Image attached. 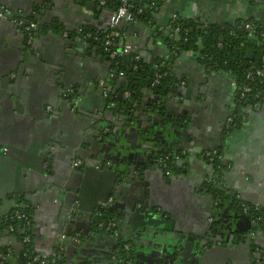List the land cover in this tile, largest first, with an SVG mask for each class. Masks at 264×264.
<instances>
[{
  "label": "crops",
  "instance_id": "obj_1",
  "mask_svg": "<svg viewBox=\"0 0 264 264\" xmlns=\"http://www.w3.org/2000/svg\"><path fill=\"white\" fill-rule=\"evenodd\" d=\"M55 1L46 0L43 3L50 5L51 8L48 11L44 10L46 13H42L41 20H51L59 16L60 22L62 21L70 28L74 27L72 15L74 13L81 15L80 10H74L73 6L65 4L64 1V6H55ZM9 2V6L14 9L13 12L20 14L22 11L28 12L27 9L32 5L33 0H9ZM101 10L100 13H93L96 25L92 29L108 28L112 11L105 7ZM178 19L193 20L203 29L217 27L219 30L227 29L239 21L251 20L264 29V0H161L151 25L138 22L120 24L119 30L125 35L127 43L132 45L134 53L144 64L153 68H157L158 65L169 67V74H172L176 80L174 86L182 88L183 82L187 86L183 91V99L187 104L183 106V112L180 114L189 117L191 136H188L183 128H180L169 116L171 120L167 122L166 129H160L162 132L158 135L160 142H154L152 161L165 153H187L186 149L192 146V142L188 139L192 138L195 141V149L186 157L182 156L178 159L177 163L182 164V167L178 166L181 172L173 176L177 179L174 183L165 179L163 170L160 171L151 165L153 170L150 168V175L138 185V188L133 187V189H127L109 173L94 172L91 169L85 178L78 172L73 180L69 179L71 174H69L68 165L72 157L74 158L72 163L77 160L82 162L84 170H87L84 167L87 164L90 166L107 161L105 156L108 155L101 154L99 145L92 150L89 147L92 143H97L98 136L104 134L106 128L115 130V135L121 132L120 138L127 137L132 141L134 137L130 133L126 134L127 136L123 135L129 131L130 126H123L118 113L115 114L107 109L108 105L104 96L86 88L88 80L105 78L108 82L110 75L107 77V72L111 67L106 64L108 60L105 63L106 57L100 48L91 45L92 50L97 48L96 52L93 51L90 55L85 53L84 58L79 60L69 55L66 51L67 45L59 43L56 37L43 38L38 52L26 55L21 63L19 53L22 44L17 40L21 33L17 32L16 39H13L12 30L4 26L5 31L0 34V78L8 74L13 80L17 78V85L15 86L14 83L0 89V136L4 137L8 142L5 146H10L13 152L10 159L0 162V196L12 190H31L34 187L32 179L36 173L40 174L38 168L42 160L47 158L44 167L55 166V170L62 176L58 177L61 179L60 183L71 184V187L81 192L82 206L85 211H88L86 214L96 211L98 203L108 194L114 193L121 236L125 243L132 245V248L141 251L139 247L150 245L152 242L150 236H153L152 232H156L157 228L163 233L160 236L163 245L179 248L187 242L190 235L172 231L164 234L166 232L164 229L153 225V219L147 224L149 216L138 211V202L141 200L154 209L157 206L159 209L163 208L164 217H170L174 226L184 233L203 232L208 214L214 211L212 196L203 195L200 192L202 180L210 171L205 161V154L217 150L221 154L222 161L219 172L214 171L213 175H218L216 178L221 185L218 190L228 204L217 212L221 226L214 228L216 232L212 237L224 239L225 242L221 247L227 244L229 252L221 253V257L214 254L203 264H264V226H260V231H257L252 226L250 217L243 216L236 207L239 203L248 207L264 204V105L256 108L251 105L243 107L238 112L244 117L243 123L226 132L227 120L234 115L238 105L232 86L234 79L228 73L207 70L197 61L195 53L185 52L176 58L172 57L167 45L170 34L166 30ZM56 24H59V21L56 20L54 25ZM59 26L54 31L56 35L63 33V29ZM124 29L125 32H123ZM41 34L45 35V33ZM254 43L257 45L250 50L255 51V57L258 49L264 51V38L259 41L254 40ZM56 68H59L64 83L80 92L78 96L76 95L81 97L78 105L83 113L92 116L91 120L86 117H74L69 111L63 109L58 117H53L52 122L46 125L42 123L45 112H49V107L45 108L43 104L47 102L55 106L59 100L61 86L56 87L58 85L54 77ZM122 80L117 92L121 90L120 87L125 82L124 79ZM106 81H101L100 85L105 84ZM110 83H113L114 87L117 86V81ZM153 95V90L147 89L143 97L149 103L155 102ZM174 103H170L172 113H176L175 110L180 107L176 102ZM249 106L255 110H248ZM157 109L158 107H155V110ZM105 116L107 121L102 120ZM94 117L98 118L95 122ZM111 120L114 123H111ZM53 146L56 147V155L48 157L44 152L48 148L55 149ZM125 146L129 147L128 144ZM130 146L133 148V144ZM225 162H227L226 165H224ZM72 167H75L74 164ZM183 169H185L184 173ZM44 187L46 186L42 185V189ZM42 189L40 193H43ZM130 197L139 199L136 202ZM13 198L21 200L23 197ZM129 201L133 204L131 208ZM259 208L264 214V208ZM27 209L31 212L29 236L32 248L35 253L38 252V255L52 264L55 252L53 246L60 232L73 226L72 220L63 224L54 211L46 205L37 206L35 210L31 207H26L25 210ZM16 210L9 203L0 204L2 217ZM78 222L76 224L79 226L80 233L85 231L90 233V225L85 223V220ZM166 222L164 219L162 225L164 226ZM145 226H150L151 231ZM4 232L6 230L0 232V248L8 250L7 264H18L16 255L9 246L8 238L3 235ZM252 239H256V243L261 246H254ZM103 245L105 244L100 241L99 249L108 252L106 247L108 245ZM109 246L111 254L116 255L118 247L111 242ZM75 251L73 247H66L63 259H66L68 264H80L74 261ZM257 253L260 254L261 262L250 259L251 254L256 256ZM128 259L131 260L130 264L160 263L159 258L154 259L150 255L142 261L133 257ZM124 262V259L120 261L121 264Z\"/></svg>",
  "mask_w": 264,
  "mask_h": 264
},
{
  "label": "water",
  "instance_id": "obj_2",
  "mask_svg": "<svg viewBox=\"0 0 264 264\" xmlns=\"http://www.w3.org/2000/svg\"><path fill=\"white\" fill-rule=\"evenodd\" d=\"M63 1L65 2V4H68L69 6H73L74 10L76 9H77L76 11L80 10L81 15L76 14V13L72 15V20L75 22L74 27L70 28L65 23H62V21L60 22L59 16L53 17L51 20H44V19L41 20L42 13L43 14L46 13L44 12V10L48 11L51 8L50 5L43 4L44 2H46V0H33L32 5L29 7V9H27L28 12H23L21 10L22 13L20 14H16L13 12L14 9H12L9 6V3H10L9 0H0V7H3L7 12L5 18L0 19V34H2L3 31H5V28L6 29L9 28V30H12L11 32H13L12 38L16 39V34L18 33H17V29L15 28V26L11 23L12 18H22L23 17L27 20L32 18L38 23L39 26L48 29L46 30L45 35L41 33H37L35 36L36 39L30 46L26 44L25 38L23 35L21 34L18 35L17 40L21 42L22 44V49L19 53V56H20L19 62L23 63V59H24L23 57H25L26 55L34 54L38 52V49L41 46V40L43 38L49 39L50 37H56L59 43H64L65 45H67V50H66L67 53L73 56L74 58H78L79 60H82L84 58L85 53H88L90 55L93 51L96 52L97 48L95 50H92L90 47L91 46L90 43L84 41L83 37L86 32L85 29H90V28L92 29L95 27L96 24L94 23L93 13L95 12L100 13L102 11L101 7L96 6V4L91 2L90 0H56L54 2L55 6L63 5ZM53 19H54V22L52 23ZM56 20L59 21V24L54 25ZM127 23H131V22H127ZM60 24H62L63 27ZM4 26L6 27L3 28ZM58 26L61 27V29H63V32L67 33L66 37H64L62 34L56 35L54 33V31L58 29ZM125 31L126 30L124 29L123 32ZM166 32L169 34L171 33V30L167 29ZM166 38H167V35L165 39ZM254 54H255L254 50H247L246 58L249 60H253ZM104 61L106 63L107 58H104ZM106 64L112 67L110 62H107ZM19 69L21 70V68H18V70ZM114 73L115 72L112 71V69H109V72H107V77L110 75L109 76L110 80H108V82L106 81L105 78L104 79L98 78V79L91 80V81L88 80V82L86 81V88L90 90L91 92L98 94L100 96H103L105 91L112 93V95L116 94L117 89L119 88L118 86H120V84L122 83L123 78L122 79L118 78L117 86L114 87L113 83H110L114 81L113 79ZM168 74L169 73H166L165 75H168ZM169 75L170 77L174 78L172 74H169ZM9 77L10 75L7 74L3 76L2 78H0V89L10 86V84H14V83H15L14 84L15 86L17 85V82H16L17 78L13 80V78L11 79ZM54 77H56V81L58 83L56 87L61 86V89H59V93H60L59 100L55 106L52 104H48L47 102L43 104L45 108L46 107L50 108V112H47L48 114L45 112V119L42 121V123L44 125L49 124L50 122L54 120L53 118L54 116L58 117L60 113H62L63 109H65L66 111H69V113L73 114L74 117H79V118L86 117L91 120L92 116L90 114L88 115V114L83 113L80 106L78 105V101L81 97L71 98L70 96H64V93L69 89H73V86L64 83L62 74L59 68H56ZM103 80L106 81L105 84L100 85V82ZM174 84L171 83L170 86H166L163 88V92L166 94V97L164 96L165 98L159 95L158 92H155L153 96H155L154 100L156 101L149 103L143 97L142 104H141L143 106L142 110L144 112V109H147V107H149V109H151L150 111L151 116L149 117L147 113H144L143 115H141V121L143 123H141L140 125L137 124L139 132L136 134V137H138L140 140L139 142L140 145L138 149H134L130 146L131 141L128 140L127 137L120 138L118 136L116 139H114L116 137L114 135L116 134L114 130L113 136L106 139L102 147L100 145L101 144L100 142L92 143V145H89V147H91L90 150H92L93 147H96L99 145L100 146L99 150L101 151V154L105 155L107 153L108 156H105L106 160L111 162L112 165L110 167H104L103 164L101 163H98V164L94 163V164H91L90 166L88 164L84 166L86 167L87 170H84L83 167L73 168L72 160L74 158L72 157L68 165V170L70 172L69 174H71L69 179L73 180V178L76 176L78 172L84 175V178H85L88 174L89 169H91V171H94V172L109 173L113 175V177L117 178V182L120 183L122 179L121 177L122 171H124V168H127L129 166V172H127L124 175L125 178L132 172L134 173L133 179L134 181L137 182L136 183L137 185L138 184L140 185L141 184L140 182L146 180L147 177L150 175V166L148 164L147 157L149 158L153 157V152H151V150H153L152 148L155 146L154 142L155 141L160 142V137H158V135L162 129L164 130L166 129V124L169 121V118L164 117L165 115L169 116V113L171 110L170 108H167L166 100H169V102L172 104L176 102L178 105H180V107H178V109L175 110L176 113L173 114L172 121L178 124L180 128H183V131L187 133L188 136H191L189 133L190 127H191L188 121L189 117H185L184 114H180L181 112H183V109H184L183 106L187 104L185 99H183L184 98L183 91L184 89L187 88V86H183L182 88L180 87L176 88ZM11 89L12 88H10V90ZM77 94H80V92L79 93L77 92ZM117 98L118 100H121L122 97L121 95H117ZM104 99L107 102V99L106 98ZM163 99H164V103H162ZM160 104L164 105L166 107V110L162 109V111L158 114V110H155V107L161 106ZM174 105L176 106L175 103ZM244 107L246 106L244 105ZM109 109L113 110L114 107L112 106ZM247 109L255 110L250 106ZM243 112L245 113V111ZM140 113L137 112V114L135 115V118H137L138 114ZM106 116H105V121H107ZM153 116H155V118ZM124 118L125 116L124 117L121 116L119 120L120 121L124 120ZM161 118H163L162 121H161ZM149 120H151V122ZM127 121H131V120L127 119ZM111 123H114V122L111 120ZM119 125L121 124L119 123ZM134 129L135 127L132 126L129 129V131L128 132L125 131L126 133L123 135L127 136L126 134L129 135L130 133V134H133L135 137ZM229 130L230 129L227 126L226 132H228ZM142 131L146 133L145 134L146 139L143 141H142V137H144V135L141 137V134H140ZM119 133L121 135V132ZM134 137L132 140V144L135 143ZM107 140H109L112 143L107 144ZM188 140L192 142V146L186 149L187 154L191 153V151L195 149L194 139L189 138ZM189 141H188V144H189ZM5 143H8V142L5 141L3 136H0V162L1 161L6 162L8 159L12 157V154H13L12 148L10 146H5ZM125 144H128L130 148L126 147ZM53 147L55 149L48 148L45 150L44 153H47L48 157H52L56 155V152H57L56 147L55 146ZM146 150L148 152H146ZM45 159L42 160L43 162L38 168L40 170V174L36 173L34 175V178L32 179L34 187L29 191L12 190L11 192H8L0 196V204L6 205L9 203L10 205H12V208L14 210L16 209L25 210L26 207H31L33 210H35L37 209V206L46 205L48 206V208H51L54 211L57 218H59L63 224L70 220L75 221V223H77V221L79 220H85V221L90 220V216L92 213L86 214L88 211H85V209L82 206V201H81V196H80L81 192L71 187L70 186L71 184H66V183L61 184L60 183L61 179L58 177H62V176L59 175V173L55 170V166L51 167L47 165L46 167H44V164L46 163ZM134 159L138 160L136 167L134 163L130 162V161H133ZM151 163H153L152 160H151ZM226 164L227 162L224 163V165ZM178 165L182 167V164L181 165L178 164ZM141 168L142 170H139ZM158 169L161 171V168H158ZM151 170L153 169L151 168ZM184 172H185V169H183V173ZM118 177L120 179H118ZM176 180H177L176 178H171L169 182L174 183ZM123 183H125V181H123ZM42 185L46 187L42 189ZM41 189L43 193H40ZM15 196L21 197V198L23 197V198L21 200L20 198L14 199L13 197ZM109 196L110 194H108L107 197L105 196L103 198V201L98 203V207L96 208V211L99 212L102 210L101 203L106 202ZM242 201L246 203L249 202L246 200H242ZM139 203H143V202L139 200ZM257 205L261 208H264V204L262 203L257 204ZM257 205H255V207H258ZM157 207L155 208V213L158 212L159 215H156V217L153 218L154 226H160L162 229H164L166 231L164 232V234L172 231L174 233H182V234L190 235L189 236L190 238H188L187 242L182 244L181 247L171 248L169 247V245H163L161 238H160L161 234L163 233L160 232L159 228L156 229L157 230L156 232H152L153 236L152 237L150 236V240H152L151 251L153 253H149V255L159 256L160 257L159 264H174L173 262L179 263V264H183V263L184 264H187V263L188 264H203L206 261V259H208L210 256H213L214 254H218L221 257L222 256L221 253L226 254L229 252L228 251L229 249H227L226 247L227 244H225L224 247H221L222 243L225 242L224 239L212 237V235L216 232L215 229H212V226H208V224H205L204 225L205 227H203L204 233L203 234L201 233L202 235L198 233H194V232L184 233L183 231L177 229L174 226V223L172 222V220L169 219L170 217H166V218L164 217L165 210L163 208L159 209L158 207L159 209L158 210ZM149 209H150V206H149ZM210 217H211V214L209 213L207 218H210ZM263 217H264V214H263ZM164 219L167 222L163 226L162 223L164 222ZM252 226H254V228H256L257 231L258 230L260 231L259 229L260 226H264V219L262 220L258 218L257 221L252 223ZM77 230L78 229L76 228V226L75 228L70 226L68 227V230H64L60 232L61 234L59 235V237L56 240V243L53 246L55 247V252L53 255L54 260H56L58 255L59 256L61 255V257L63 258L66 252V247L70 246L76 249L75 251L76 256L74 260L76 263L114 264L111 262V259H108L106 257L107 254L105 250L99 249L98 244L100 240H98L97 238L90 237V241L88 240V241L80 242V243H77L71 238H68V237L65 238V236H71L72 232L77 231ZM23 233L24 231L22 230L21 235H23ZM3 235H5L8 238V241L10 244L9 246L13 249L14 255L19 256L20 251L22 250L21 243L17 240L15 236L10 235L7 231L4 232ZM253 239L251 242L254 246L256 247L261 246L259 243L258 244L256 243L255 241L256 239L255 240ZM142 256L146 257L143 254ZM250 259L252 261L257 260L261 262L259 253H257L256 256L255 255L253 256L251 254ZM54 263L55 261L52 262V264ZM61 264H68V263L66 259L65 260L63 259L61 261ZM124 264H130V263L124 262Z\"/></svg>",
  "mask_w": 264,
  "mask_h": 264
},
{
  "label": "trees",
  "instance_id": "obj_3",
  "mask_svg": "<svg viewBox=\"0 0 264 264\" xmlns=\"http://www.w3.org/2000/svg\"><path fill=\"white\" fill-rule=\"evenodd\" d=\"M131 3L134 5V10H143L141 15H136V21L141 24L151 25L153 15L160 7L161 0H131ZM151 3H154L155 5L153 10L148 9ZM117 5V0H110L107 2L105 8L113 11ZM29 20L35 21L32 18ZM237 24L238 22L224 30H219L217 27L203 29L198 22L193 20H175L172 26L179 28L180 37V41L177 44L179 47L177 54L181 55L185 52L197 54V61L207 70L228 73L236 83V92H239V90L244 87H249L252 88V90L257 89L261 91V98H263L264 87L248 85L249 83L245 79V74L249 67H256L259 65L261 57L264 56V51H262L263 49H258L253 60L247 59V50L254 48L257 45V42L254 43V40L248 38L244 32L236 30ZM46 30V28L39 26L37 32L45 33ZM85 31L95 32L96 30L90 28L85 29ZM183 39H187V42L183 43ZM173 42L174 40L172 38L167 39V45L169 48ZM90 45H96L99 48L101 47V44L97 43H90ZM133 56L134 55L124 56L117 61L118 66L116 68V72H123V79L125 80L123 85L120 87L121 90L119 92L122 94L124 92L129 93V98L126 100L123 98L118 100L116 96V102H114L117 104V107H129L130 104L128 103V100H130L132 104L136 103L138 105L144 95V91L147 89L153 90V93L158 92L159 95H164L163 88L176 82L169 74L165 75L170 72L168 71L169 67H161L158 65L157 68H153L144 64L141 60L134 61ZM135 66L137 67V70L133 69ZM155 74H161L158 86H152ZM261 98L258 103L262 102ZM252 103L253 101L251 99L247 102V104L238 101L237 110L234 114H237L244 107V105H252ZM161 110L162 109L158 108L159 112ZM220 164L221 163L219 162L215 163V166ZM25 212L28 213L29 216L31 215V212L28 209L25 210ZM102 215L103 218L97 219L98 221L110 218L108 213H103ZM260 217L264 219L262 214H260ZM14 225L17 227L23 226L22 224ZM6 227L7 225H0V232L5 230ZM0 253L7 255L8 250L0 248ZM59 264H61V262H59Z\"/></svg>",
  "mask_w": 264,
  "mask_h": 264
},
{
  "label": "built area",
  "instance_id": "obj_4",
  "mask_svg": "<svg viewBox=\"0 0 264 264\" xmlns=\"http://www.w3.org/2000/svg\"><path fill=\"white\" fill-rule=\"evenodd\" d=\"M91 2L95 3L98 7H105L107 2L110 0H90ZM143 1V0H141ZM118 5L113 10V13L110 15L108 20V28L102 30H96L95 32L86 31L83 37V40L89 43H97L101 44V52L107 58V60L111 63L112 69L116 70L118 66V59L123 58L124 56L134 55L133 60L138 61L140 60L139 57L134 53L133 47L130 43H127L125 35L119 31V26L122 22H137L136 15H141L143 13L142 9L134 10V5L131 3V0H117ZM155 8L154 3H151L148 7L149 10H153ZM7 12L3 7H0V19L5 18ZM28 22V23H27ZM11 23L17 29V32H20L24 38L25 42L28 46L33 43L35 32L38 30L39 25L37 22L33 20H27L25 18H12ZM174 23V22H173ZM172 23V24H173ZM170 26L171 33L169 38H172L174 42L170 46V52L173 58H176L178 55V43L180 41L179 37V28L176 26ZM236 30L240 32H244L248 38L252 40H262L264 38V29L261 27L260 24L254 21H239L236 25ZM234 34V33H232ZM62 35L64 37L67 36L66 32H63ZM187 39H183V43H186ZM220 48V46H219ZM134 70H137V67H133ZM119 78H123V72H117ZM161 79V74H155L154 81L152 86H158L159 81ZM245 79L249 83L250 86H261L264 87V56L261 57L258 66H251L247 70L245 74ZM182 86H185V83H181ZM232 86L235 90L234 95L237 102H244L247 104L251 99L253 101L252 107H259L264 105V97L261 98V91L249 87H244L240 89L239 92H236L237 87L236 83L233 82ZM72 89L67 90L64 93V96H70L69 94L72 93ZM250 94V95H249ZM123 97L125 99L129 98V93L124 92ZM260 103L258 101L260 100ZM50 111V108H48ZM244 121L243 115L240 113L234 114L227 120V125L232 129L239 127ZM107 130H104L106 133ZM210 159V163H220L222 161L221 154L217 150H213L205 154ZM167 158H165L166 160ZM179 157L175 156L174 160L178 161ZM74 166H78L80 162L77 160L74 163ZM217 169L220 168L219 165L216 166ZM168 174V171H166ZM253 210L257 211L258 207H253ZM245 211V208H244ZM98 219L102 218V215L99 214ZM258 220V219H254ZM14 224H22L23 226H15ZM0 225H7L6 231L17 238V240L21 243L22 250L20 251L19 256H16L18 264H50L47 260L42 258L40 255L35 253L31 245V238L29 236V228L31 226V217L25 210H16L12 214L2 217L0 215ZM111 227L110 220H102L98 221L95 228L98 231H107ZM24 231L23 235H21V231ZM127 249V247H125ZM8 256L6 254L0 253V264H7ZM54 264H59L61 262V257L58 255L56 260H54Z\"/></svg>",
  "mask_w": 264,
  "mask_h": 264
},
{
  "label": "flooded vegetation",
  "instance_id": "obj_5",
  "mask_svg": "<svg viewBox=\"0 0 264 264\" xmlns=\"http://www.w3.org/2000/svg\"><path fill=\"white\" fill-rule=\"evenodd\" d=\"M112 13H113V11H112ZM37 33L38 32L36 31L35 32V36H36ZM35 39L36 38L34 37V40ZM34 40H33V42H34ZM112 71H114L116 73V74L115 73L113 74V76H114L113 79L116 82L117 81V78H118L117 72L114 69H112ZM108 80H110V79H108ZM174 85H176V84H174ZM71 91H72V93L69 94L70 97L71 98L76 97L77 90L73 88ZM123 94H121L119 91L116 94H114V95H112V93H109L107 91H105L104 94H103L104 98L107 99V105H108L107 106V109L110 110L109 108H111L113 106L114 109L113 110H110V111L111 112L112 111L115 112V114L118 113V118H120L121 116L122 117L125 116L124 120H121L123 126L124 125L125 126H128V127L130 126V128H131L132 126L135 127V124H139L140 125L141 123H143L141 121V115H143L144 113H147L149 117L151 116V112H150L151 109H144V112L142 110L143 106L141 104H142L143 97H142V99H141V101H140V103L138 105L136 103L135 104H132V102L130 100H128V103L130 104L129 107H127V108H125V107H117V104L115 103L116 102L115 101V98H116L117 95H121V97L123 99H125L123 97ZM161 96L163 98L166 97L165 94H164L165 97L163 95H161ZM162 103H164V99L162 100ZM166 103H168L167 104V108H170L171 105H170L169 100H166ZM160 105L161 106H159L158 108L165 109L166 110V107L164 105H162V104H160ZM137 112L138 113L141 112V113L138 114V117L137 118H135V115L137 114ZM160 112L158 111V114ZM171 113H172V111L169 113V116L170 117H173L171 115ZM172 114H175V113L173 112ZM169 116H166L165 115L164 117L169 118ZM93 119H94V122H95L98 118L97 117L96 118L94 117ZM127 119H130L131 121H127ZM162 119L163 118H161V121H162ZM102 120L105 121V118L102 117ZM169 120H170V118H169ZM149 121L151 122V120H149ZM135 128H137V126ZM229 129H232V128L229 127ZM106 130H107V132L104 133V134H102V135H99L98 136V139L96 140V142L102 143V144H100L101 146H103V141L105 142L106 139H108L109 137L113 136L112 134H113V131L114 130H112V128L108 127V128H106ZM144 131H142L140 133L141 134V137L144 135V137H142V141L145 140V138H146L145 137V134L146 133ZM115 136L116 137L114 139H116L118 136H120V134L119 135L117 134ZM110 143H112V142H110L109 140H107V144H110ZM130 144L132 145V141L130 142ZM146 152H148V151L146 150ZM151 152H154V151L151 150ZM175 156H178L179 158H181L182 156L186 157L187 156V153H185V152H179V153H174V154L165 153V154H162L158 158H154L153 163H151V160H152L151 158L147 157V159H148V164H149L150 168H152V167H154L156 169L161 168V170L164 171L163 173L165 174V179H168V181H170V179L173 178V176L176 175L177 172L178 173L181 172L180 171V168H179L180 166L177 164V161L174 160V157ZM165 158H167V159L165 160ZM205 161L208 164V166H209L208 169L210 171H209V173L202 180L203 182L201 184L202 186H201L200 192L203 195L210 194L212 196L213 200H214V209H213L214 211H212L210 213L211 214V217L210 218H207V224H208V226H212V229H214L216 226H221V225H219V224H221V222L219 221V218L217 216V212L223 206H226L228 203L226 202V200H224L225 198L223 196H221V193L218 190V187L221 186L218 183V181H217L218 179L216 178V176H218V175H216V176L213 175L214 174V171L215 172H219L220 169H217V167L215 166V163L214 162H211L210 163V159L206 155H205ZM130 162L131 163H134V165L136 167L137 166V163H138V160L137 159H134L133 161H130ZM111 165H112V163L109 162V161H105L103 163V166L104 167H110ZM151 165H152V167H151ZM82 166H83L82 165V162H80V164L78 166H76V167H81L82 168ZM139 170H142V168L139 169ZM166 171H168V174H166ZM127 172H129V166L127 168H124V171H122V174H121L122 179H121V182L120 183H123V181H125V183H123V185H125L127 189L128 188L129 189L130 188L133 189V187L134 188L135 187L138 188V185L139 184L137 185L136 184L137 182L134 181V179H133L134 173L131 172L128 176H126V178L124 177V175ZM119 177H118V179H120ZM130 199L135 200L137 202V200L139 198L138 199H133V198L130 197ZM130 202L131 201H129V203ZM138 204H139V210L138 211H140L143 214L149 216L148 217L149 219L147 218V220H148V222H146L147 224H149L151 222V220L153 219V217H156V216H153V215H159V213H155V209L154 208H150L149 209L148 204L145 205V204L139 203V202H138ZM129 206H130V208L133 206L132 202H131V205H129ZM236 207H237V211L239 213H241L243 216L246 215L247 217H250V219L252 220V223L256 221L254 219H258L259 218V219H262L263 220V218L260 217V214L263 215V211L259 207H258V210L257 211L253 210V207H248V206L243 205V204H240V203L237 204ZM101 208H102L101 211H99V212L98 211H94L91 214L90 220L85 221V223H87L88 225H90V227H89L90 228V233L89 232H86V231L80 233L79 232V229H78V227H79L78 224H76L75 221H72L73 223H71V224L72 225H75L78 230L77 231H73L72 234H71V236H65V238H67V237L68 238H71L72 240L76 241L77 243L88 241V240H90V237L97 238L103 244H105L103 246L108 245V246H106V247H108V249H107L108 252L105 251L106 254H107L106 257L108 259H111V262L114 263V264H121L120 261L123 260V259L125 260V262H131V260H129L128 257L129 258L130 257H133V258H136L138 261H142L145 258V257L142 256V254L147 257L149 255V253H153L151 251V249H152V247H151L152 245L151 244L149 246L139 247L141 249V251H139V249H136V248L134 249V248H132V245L131 244L125 243L123 241L122 236H121V232H120V226H118V221H117V218H118L117 217V214H116L117 213L116 212L117 211L116 210L117 204H116V201H115L114 193H112L107 198V201L106 202L101 203ZM244 208H245V211H244ZM103 213H108L109 214V217L110 218L107 219V220H110L111 221V227L107 231H104V230L98 231L95 228V226L98 223V220H97L98 218L97 217H98L99 214L102 215ZM102 218H103V215H102ZM79 222H81V220H79ZM75 226H72V227L75 228ZM145 227H147L148 230L150 229V226H145ZM149 231H151V230H149ZM160 232H162V231H160ZM201 233L203 234L204 232H201ZM201 233H198V234H201ZM110 242L112 244H115L118 247V249H117L118 251H116L117 252L116 255L115 254L114 255L111 254V250L109 249ZM125 247H127V249H125ZM112 253H113V251H112ZM137 255H139V256H137ZM150 256H152L154 259H156V257L160 259V257L159 256H156V255H150ZM60 257H61V255H60ZM62 260H63V258L61 257V261ZM173 263L174 264H179V263H175V262H173Z\"/></svg>",
  "mask_w": 264,
  "mask_h": 264
},
{
  "label": "rangeland",
  "instance_id": "obj_6",
  "mask_svg": "<svg viewBox=\"0 0 264 264\" xmlns=\"http://www.w3.org/2000/svg\"><path fill=\"white\" fill-rule=\"evenodd\" d=\"M139 132V129H138V127L137 128H135L134 129V134H135V137H134V141H135V143H133V148L134 149H138L139 148V145H140V140H139V138L138 137H136V134Z\"/></svg>",
  "mask_w": 264,
  "mask_h": 264
}]
</instances>
